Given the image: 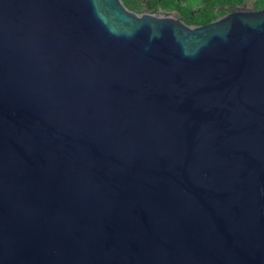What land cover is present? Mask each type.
Returning <instances> with one entry per match:
<instances>
[{"label":"water","instance_id":"water-1","mask_svg":"<svg viewBox=\"0 0 264 264\" xmlns=\"http://www.w3.org/2000/svg\"><path fill=\"white\" fill-rule=\"evenodd\" d=\"M0 264H264V9L0 0Z\"/></svg>","mask_w":264,"mask_h":264},{"label":"trees","instance_id":"trees-1","mask_svg":"<svg viewBox=\"0 0 264 264\" xmlns=\"http://www.w3.org/2000/svg\"><path fill=\"white\" fill-rule=\"evenodd\" d=\"M130 11L154 15L159 10L174 13L189 27H200L235 11L243 0H120ZM145 5L141 11L139 4ZM255 8L264 9V0H256Z\"/></svg>","mask_w":264,"mask_h":264},{"label":"rangeland","instance_id":"rangeland-1","mask_svg":"<svg viewBox=\"0 0 264 264\" xmlns=\"http://www.w3.org/2000/svg\"><path fill=\"white\" fill-rule=\"evenodd\" d=\"M139 6H140L141 11H144L145 5L143 3H140ZM134 13H136V14H147V13H143V12H134ZM154 16L178 18L176 16V14H174V13H167V12H164L162 10H159L156 14H154Z\"/></svg>","mask_w":264,"mask_h":264},{"label":"built area","instance_id":"built-area-1","mask_svg":"<svg viewBox=\"0 0 264 264\" xmlns=\"http://www.w3.org/2000/svg\"><path fill=\"white\" fill-rule=\"evenodd\" d=\"M255 3H256V0H243V4L240 7H244L245 11H254Z\"/></svg>","mask_w":264,"mask_h":264}]
</instances>
